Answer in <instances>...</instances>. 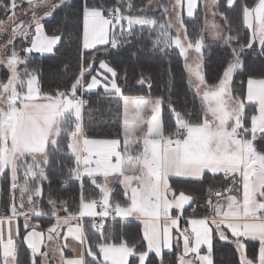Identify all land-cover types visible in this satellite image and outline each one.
I'll return each instance as SVG.
<instances>
[{
	"label": "snow or ice",
	"instance_id": "1",
	"mask_svg": "<svg viewBox=\"0 0 264 264\" xmlns=\"http://www.w3.org/2000/svg\"><path fill=\"white\" fill-rule=\"evenodd\" d=\"M25 3L31 17L18 20L17 10ZM210 3L214 19L206 26L214 39L231 49L215 82L209 83L202 71V32L193 41L179 12V28L174 35L170 31L173 24L168 9L180 7L182 0L171 6L159 5L166 17L163 22L148 15L154 0H146L138 9L132 0H116L111 6L104 0H83L76 12L82 34L80 47L91 50L93 59L82 57L80 71L70 87L52 94L41 91L39 70L28 64L31 53L54 54L65 39L71 40L73 32L65 20L58 22L52 34L45 30V22L66 6V0H0V11L8 22L6 25L0 18V33L11 27V36L0 44V65L8 70L6 79H0V176L7 178L10 192L9 205L0 213V264H21L22 247L28 253V264H50L56 249L44 245L45 233L28 223L33 217L45 215L56 220L46 229L48 240L64 238L59 245L61 264H215L217 240L234 246L239 264H264V79L249 77L246 94L233 90L235 75L244 67L243 54L258 42L259 54L264 55V0L252 4L248 0L242 4L226 0L223 11L218 0ZM238 4L243 23L251 30L245 42H241L238 32L232 34L228 18V12ZM197 11L198 0H187V16L193 18ZM217 15L226 25L227 35L218 31ZM136 27L158 32L152 41L154 48L166 52L174 46L185 58L188 84L195 90L193 108L177 110L171 95L167 101L163 96L148 95L136 98L130 113L129 97L124 96L123 121L116 138H89L82 115L88 102L83 96L101 86L107 94L123 96L120 73L115 67L102 60V73L92 75L89 71L96 53L101 51L98 46L117 49ZM190 50L199 54L194 66L187 63ZM137 83L151 87L150 78L142 73ZM197 99L199 109L195 107ZM245 101L255 105L250 126ZM165 102L170 113L167 124L161 111ZM62 137L65 144L61 143ZM65 153L71 163L62 184L78 183L77 210L69 208L67 199L49 192L45 212L43 183H51L47 168L54 156L58 160L59 154ZM207 173L214 178L222 174L224 185L207 189V214L187 219V226L181 229L185 213L192 209L194 217L200 201L195 193L177 191L173 178L188 184L202 180ZM85 179L98 190V198L86 195ZM116 183L123 187L121 199L113 197L112 185ZM73 203H77L75 197ZM61 211L66 215L61 217ZM21 216L25 219L22 236ZM84 217L91 222L85 223ZM132 217L143 224L142 238L124 231ZM107 218L112 219V225L107 224ZM247 242L255 246L251 255ZM65 248L72 249V258H65ZM165 250L175 260L166 261Z\"/></svg>",
	"mask_w": 264,
	"mask_h": 264
},
{
	"label": "trees",
	"instance_id": "2",
	"mask_svg": "<svg viewBox=\"0 0 264 264\" xmlns=\"http://www.w3.org/2000/svg\"><path fill=\"white\" fill-rule=\"evenodd\" d=\"M19 2V0H18ZM83 0H66V6L62 7L55 13V17L45 22V30L48 34H52L53 30L61 20L67 21L68 28L73 32L71 40L65 39L58 47L54 54L31 53L29 59V68L36 67L39 70L38 87L43 93L54 94L57 89L65 90L70 87L74 77L79 73L80 66L83 59L92 61V51L83 50L81 44V30L77 23L76 12ZM91 2V0H89ZM107 6L116 3V0H104ZM133 4L138 9L146 0H132ZM243 0H239L242 4ZM249 4L255 3V0H248ZM239 4L236 8L228 12V18L231 21L232 34H239L241 42H245L250 37L249 29L244 25L240 15ZM220 11H223L226 5V0H219ZM135 11V10H134ZM160 11H150L149 16L160 17ZM162 14V13H161ZM202 8L199 4L198 11L193 18L183 19L187 25L188 35L193 41L201 34L203 26ZM0 18L6 19L4 13L0 11ZM164 16L162 14V20ZM227 32V31H226ZM0 34V44L6 42V36ZM228 34V33H227ZM157 37L155 31L147 28L141 30L136 27L134 34L127 38V42L122 43L117 49H112L110 46H104L99 53H96L94 66L91 70L93 74L99 63L103 60L115 67L120 73V86L123 90V96H148L152 97L163 96L167 101L169 95L173 99L177 110H192L195 90L189 87L188 78L184 66V62L179 52L175 47L169 48L166 52H161L152 45ZM20 42L17 41L18 48ZM230 48L223 46L222 41L212 42L203 49V67L202 71L209 83L215 82L217 72L222 71L224 61L230 57ZM244 67L235 75L233 90L237 93L246 94V82L249 77L264 78V55L259 54L258 50H247L243 54ZM23 68V66H22ZM146 78H150L151 87L148 83L143 85L137 83V78L140 74ZM8 70L0 65V79H6ZM125 74L127 79L125 80ZM89 78L88 72L85 73ZM84 99L88 102L82 112L83 123L86 131L89 133V138H116L117 132L121 126V109L122 96L110 95L104 92L102 88L94 90L85 94ZM246 113L250 124V116L255 111L253 104L246 103ZM196 109L200 108V101L195 102ZM162 117L167 124L169 121V109L167 102L162 105ZM122 137V136H121ZM120 137V139H121ZM64 139V138H63ZM66 140L63 141V143ZM71 161L68 160L67 154H59V159L54 156L52 163L47 168L51 183L47 181L43 183L44 190V211L48 212L47 196L49 192L54 197L60 199H67L68 206L72 211L77 210L79 199V185L76 181H70L66 185L62 184L66 174L67 165ZM60 165H63L61 167ZM174 187L179 191L184 189L186 193H195L200 205L196 210L194 217H204L207 213L204 208L206 192L209 187L213 189H221L224 185L222 174L214 178L212 174L207 173L202 180L194 183H178L176 179L172 181ZM1 194H0V210L5 211L10 202V192L8 189L7 178L1 177ZM113 197L118 199L117 194L122 198V189L120 184H113ZM84 190L89 198L97 197V190L88 182L84 185ZM3 196V197H2ZM76 198L77 203H73V198ZM193 207H196L195 205ZM192 209H189L184 216H191ZM60 215H66L61 211ZM50 216V215H46ZM43 219H40L42 221ZM51 219L42 221L41 226L45 227V223L50 222ZM119 221L117 219V238H119ZM85 223H90V219H84ZM107 224L112 225V219L106 220ZM124 231L131 237L142 238L141 222L137 219H128ZM247 251L251 255L255 251L253 242H247ZM165 260H175V256L165 250ZM67 254V253H66ZM21 264H28V253L24 247L20 252ZM91 259V258H89ZM130 259H132L130 257ZM214 261L215 264H239L238 254L234 246L216 241L214 246Z\"/></svg>",
	"mask_w": 264,
	"mask_h": 264
},
{
	"label": "rangeland",
	"instance_id": "3",
	"mask_svg": "<svg viewBox=\"0 0 264 264\" xmlns=\"http://www.w3.org/2000/svg\"><path fill=\"white\" fill-rule=\"evenodd\" d=\"M218 2H219V0H218ZM176 3V0H154V4H153V6H152V8L150 9V11H160L161 13H162V9L159 7V5L160 4H166V5H169V6H171V5H174ZM199 4H200V6H201V8H202V19H203V26H202V28H201V32H202V34H203V36H204V43H205V46L207 45V44H209V43H212V42H217V41H222V40H220V39H214L212 36H211V34H210V28L209 27H207L206 26V24H210L212 21H213V15H212V5H211V3H210V0H198V6H199ZM27 9H28V5L25 3L24 5H23V7L21 8V9H18L17 10V13H16V16H17V19L18 20H28V19H30V17H31V13L30 12H27ZM27 12V15L25 14ZM181 13L182 14V16H184L185 18H189L188 16H187V0H182V5L180 6V7H176V8H172V7H169V9H168V17H170V22L173 24V28L170 30L171 32H172V34L174 35L175 33H176V31H177V29L179 28V25L177 24V22H176V15H177V13ZM160 13V16H161V18L160 17H156L158 20H161L162 22L163 21H165V19H166V17H164V19L162 20V14ZM164 16V15H163ZM5 21H6V25H7V17H6V19H5ZM215 21L220 25V28L218 29V31H220V33H221V35H227V32H226V25L224 24V22L221 20V18L219 17V15H217L216 17H215ZM246 26V25H245ZM247 27V26H246ZM5 33V36H6V41H7V39L11 36V27H9L8 28V31L7 32H4ZM155 33H157L158 34V32L157 31H155ZM249 33H250V36H251V30H249ZM0 34H2V35H4L3 33H0ZM117 34H118V32H117ZM111 35V34H110ZM180 35L181 36H183L184 35V33H183V31H181L180 32ZM26 46H28V45H26ZM20 47V46H19ZM18 47V48H19ZM98 47H100L101 49L104 47V46H98ZM174 47V46H173ZM259 49V43L257 42L256 43V45H255V47L253 48V49H251V50H258ZM178 50V49H177ZM86 51H90V50H86ZM178 52H179V50H178ZM34 53H36V52H34ZM43 54H49V53H43ZM197 55H199V54H197V53H195L194 51H189V55H188V58H187V63H189V64H193V66H194V60H195V57L197 56ZM202 55H203V50H202ZM182 57V56H181ZM182 59H183V62H184V66H185V58L184 57H182ZM100 64V63H99ZM5 67V66H4ZM6 68V67H5ZM21 68H22V66H21ZM7 69V68H6ZM186 70V69H185ZM97 72H103V69H100L99 68V65H98V67L96 68V70H95V72L92 74V75H95V74H97ZM186 74H187V78H188V73H187V71H186ZM88 79H90V77L88 78ZM101 79L103 80V78L101 77ZM100 88H102L103 89V87L101 86ZM104 90V89H103ZM194 90V89H193ZM139 96V95H138ZM146 97V96H145ZM122 99V98H121ZM126 103V102H125ZM246 103H247V101H246ZM127 104H128V107H129V111H130V113H131V111L134 109V107H135V100L134 101H127ZM124 107H125V104H124ZM146 115V117L147 118H151L150 116H148V114L146 113L145 114ZM65 139H63V137L61 138V143L62 144H65L66 143V141L63 143V141H64ZM64 155V154H63ZM33 187H35V185L33 186ZM16 196H17V198H18V196H19V192H17L16 193ZM117 196H118V199H121V196L119 195V194H117ZM3 197V196H2ZM26 201V200H25ZM85 218H88V219H90L89 217H85ZM109 219H111V218H109ZM108 218H107V220H109ZM181 228L183 229L184 228V225L182 224V226H181ZM45 233V232H44ZM45 235H47L48 236V234H47V232L45 233ZM47 241L48 242H51V244H52V248L53 249H56V251L50 256V264H61V261H60V249H59V245L61 244V239L59 240H57V239H54V240H52V241H49L48 240V238H47ZM64 243V242H63ZM45 249V248H44ZM43 249V250H44ZM45 251H47V250H45ZM63 252H64V250H63ZM73 256V255H72ZM72 256L71 255H69V256H66L65 258H72Z\"/></svg>",
	"mask_w": 264,
	"mask_h": 264
},
{
	"label": "crops",
	"instance_id": "4",
	"mask_svg": "<svg viewBox=\"0 0 264 264\" xmlns=\"http://www.w3.org/2000/svg\"><path fill=\"white\" fill-rule=\"evenodd\" d=\"M255 79H264V78H255ZM246 90H247V82H246ZM94 91V90H93ZM124 96H126V97H129V101L131 100V101H134L136 98H138V97H141V96H128V95H124ZM124 96H122V99H121V102H122V109H121V123H122V121H123V112H124V104H125V100L123 99V97ZM248 103V102H247ZM254 105V104H253ZM255 106V105H254ZM249 126H250V124H249ZM96 139H104V138H96ZM122 146H123V137H121V148H122ZM1 177L2 176H0V194H1V190H2V186H1ZM174 179H176V178H173V180ZM21 182H23L22 180H21ZM86 183H88V181H87V179H85V182H84V185L86 184ZM32 186H34V185H32ZM113 186V185H112ZM120 187H121V189H122V192H123V187H122V185H120ZM97 190V189H96ZM18 192V191H17ZM97 192H98V190H97ZM225 195H228L227 193H225ZM24 199L25 200H27V197L25 196L24 197ZM19 201H20V194H19V196H18V198H17V196H16V202H17V205H19ZM213 201H215V196H213ZM26 202V201H25ZM175 211V210H174ZM4 211L3 210H0V213H3ZM64 215H61V217H63ZM189 218H202V217H186V216H184V218L180 221V227L182 226V224L184 225V227H186L187 226V219H189ZM40 219H43V220H45V219H51L50 220V222H47V223H45V227L43 226H41V224H42V221H40ZM83 219H88V218H83ZM109 219V218H108ZM117 219H120V218H117ZM128 219H136L135 217H132V218H128ZM139 221V220H138ZM28 223L30 224V225H36V226H38V228H37V230H39V231H42V232H45L46 233V229H48L49 228V226H51L52 224H55L56 223V220L54 219V218H52L51 216H41V217H39V218H37V217H33L30 221H28ZM73 223H75V222H73ZM24 224H25V219H24V217L23 216H21V217H19V225H20V232H21V236L24 234ZM141 226H142V231H143V224L141 223ZM182 229V228H181ZM64 231H66V228H64ZM229 235H230V233H229ZM7 238V231H6V229H5V239ZM62 241H61V244H63V242H64V238H63V236H61V238H60ZM59 239V240H60ZM54 240V239H53ZM43 243H44V245H48L49 247H51L52 248V244H51V242H48L47 241V235H45L44 236V241H43ZM69 243H71V240H70V238H69ZM44 248L42 247V250H43ZM44 250H48V248H45ZM64 250V255H65V257L66 256H69V255H73V251H72V249L71 248H65V249H63ZM67 253V254H66ZM238 254V253H237ZM238 260H239V255H238Z\"/></svg>",
	"mask_w": 264,
	"mask_h": 264
},
{
	"label": "built area",
	"instance_id": "5",
	"mask_svg": "<svg viewBox=\"0 0 264 264\" xmlns=\"http://www.w3.org/2000/svg\"><path fill=\"white\" fill-rule=\"evenodd\" d=\"M84 98V97H83Z\"/></svg>",
	"mask_w": 264,
	"mask_h": 264
}]
</instances>
